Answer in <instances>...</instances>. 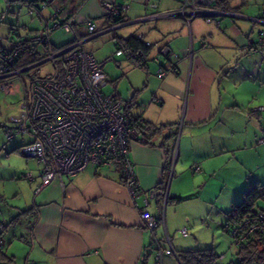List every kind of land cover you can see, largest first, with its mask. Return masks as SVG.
Here are the masks:
<instances>
[{
	"label": "crops",
	"instance_id": "crops-1",
	"mask_svg": "<svg viewBox=\"0 0 264 264\" xmlns=\"http://www.w3.org/2000/svg\"><path fill=\"white\" fill-rule=\"evenodd\" d=\"M103 1L83 0L72 17L74 33L70 39L54 44L48 35V46L42 44L38 49L36 45V51L40 55L50 54L51 48L84 35L85 19H91L98 27L96 36L112 30L103 29L107 16ZM107 1L127 5L122 14L123 25L138 23L141 28L133 34H141L152 43L146 61L136 65L139 70L128 68L131 78L143 79L136 84L128 77L134 93L125 100L130 116L141 118L148 126H161L160 133L151 137L150 142H143L139 134L130 144L139 193L132 196L119 172L107 166L89 167L71 176L63 174L47 184L42 183L39 174L32 206L35 220L31 227V250L24 263H14V255L3 250L0 239L2 251L11 257L0 258V264H149V259L155 264L154 237L161 248L170 246L174 252L186 248L180 234L174 231L181 233L185 228L187 235V228L180 226L190 221L183 219L196 214L201 221L204 216L208 220L216 215L214 230H221V236L231 245L223 227L226 212L234 205L235 197H241L245 186H264V144L257 142L264 130V111L253 110L264 106V44L254 49L257 31L264 30V0H226L215 6L221 12L210 16V21L198 16L189 22L174 15L150 18L155 13L177 10L182 0ZM10 7L8 12L15 17L11 19L18 20L20 11L15 15V8ZM53 9L61 12L54 5ZM12 32L17 34L14 42L35 34L20 35L16 29ZM164 46L168 48L167 56L159 51ZM154 56H159L166 66L175 58L177 71L158 78ZM15 75L10 77L11 92ZM115 91L114 95L120 97ZM20 109L21 106L14 114ZM11 120L15 124L18 121L13 117ZM177 122L180 129L175 127ZM13 126H1L6 137V130ZM178 129L180 136L175 138ZM26 138L21 136V144ZM174 160V177L166 195L180 196V201L190 193L203 196L200 207L204 211L196 202L197 212L191 209L180 222L177 211L167 205L165 217L152 232L143 224L140 209L161 214L162 200L157 194L153 198L151 192H159L156 186L166 184ZM232 162L242 165V173L235 175L230 170L232 175L225 176L223 171L231 169ZM35 179L33 175L28 180ZM207 184L212 189L210 194L206 192ZM229 185L227 201L221 188ZM256 208H264V199L257 201ZM195 221L196 227L202 226V222ZM0 227L6 231L8 225L0 222ZM233 260V256L227 259L220 255L221 264ZM162 264L180 263L172 253L162 255Z\"/></svg>",
	"mask_w": 264,
	"mask_h": 264
},
{
	"label": "built area",
	"instance_id": "built-area-1",
	"mask_svg": "<svg viewBox=\"0 0 264 264\" xmlns=\"http://www.w3.org/2000/svg\"><path fill=\"white\" fill-rule=\"evenodd\" d=\"M51 1L39 0L44 6L49 5ZM213 1L182 0L177 10L155 13L150 18L174 15L189 22L192 18L200 16L210 21V16L221 12L213 7ZM102 7L105 15L114 16L122 15L128 8L127 5H115L107 0L102 2ZM59 14L58 9L52 14L55 20L52 28L46 25L40 32L16 40L9 51L0 55V90L10 93L11 76L42 62L39 60L31 65L15 68L14 63L24 48L45 44L49 31L58 27L65 32L74 33L73 20L62 18ZM124 22L103 29H115ZM83 23L86 30L84 35L75 37L55 53L48 55V59L53 63L56 57L61 58L63 71L59 73L58 66L54 63L53 74L37 77L35 72L30 76V99H25L21 104L22 117L15 126L6 130V135L7 138L16 135L28 137V140L19 146V150L25 157L35 158L42 164L40 177L43 184L63 174L71 176L89 167L107 166L118 171L130 194L137 196L139 191L134 163L130 156V144L140 132L132 118L124 111L123 101L102 91L107 81L102 63H99L84 45L85 41L96 36L99 30L91 19H85ZM137 36L144 40L141 34ZM256 38L254 49L264 44V30L257 31ZM144 42L146 46L152 47L150 41ZM159 51L164 56L168 54L166 46L161 47ZM115 54H124L138 66L144 63L141 51L126 47L121 42H117ZM174 59L166 66L159 56L152 58L158 66V78L177 71ZM253 110L264 111V106H257ZM257 142L264 144V130L258 136ZM26 177L33 179L30 171ZM151 195L156 198L154 191ZM140 215L143 224L152 232L161 222L157 213H150L144 208L140 209ZM181 233L186 235V229L183 228ZM258 233L264 235V208H259L240 223L230 226L227 232L235 247ZM153 241L156 249L155 264H162L163 254L173 253L176 257L170 246L161 248L155 237Z\"/></svg>",
	"mask_w": 264,
	"mask_h": 264
},
{
	"label": "rangeland",
	"instance_id": "rangeland-1",
	"mask_svg": "<svg viewBox=\"0 0 264 264\" xmlns=\"http://www.w3.org/2000/svg\"><path fill=\"white\" fill-rule=\"evenodd\" d=\"M57 2L60 3V0H57ZM9 5L12 6V9L15 8V15H17L18 11H20L18 14V20L11 19L15 17H12L11 13L9 14L8 10L11 9V7L9 8ZM29 8L30 7L20 1L7 2L5 0H0V47L9 50L14 45V40L17 38V34L13 33L12 29H16L20 35H24L26 33H38L43 30L46 25L49 28H52L55 22L52 16L54 12L53 5L44 6L41 2L36 1V7H31L32 11H29ZM138 26V23L119 26L115 29L99 34L84 43L85 47L94 55L95 59L99 63H102V70L106 74L107 78V83L103 87L102 91L105 94L115 96L114 93L116 92L115 90H117L121 97L117 96V98L123 101V108L125 106V100L128 99L131 93H134L128 81V77L131 78V74L129 75L128 73V68L132 67L135 69L138 68V66L135 65L132 59H127L124 54L116 55L115 50L117 48L118 38L128 37L133 33H138L137 29L141 28ZM71 34L72 33L65 32L61 27H58L49 31V38L54 44H62L70 39ZM36 45L38 46V49L42 48V44ZM48 57L49 56L46 55L40 59L42 61H40V64L29 68L26 72L18 73L12 78L14 92L6 93L5 91L0 90V222H4L8 225L6 231L0 227V239L3 242V250L8 254L14 255V263H24L26 255L31 250V227L35 220L32 206L36 193L35 184L40 178L39 171L42 164L35 158H27L23 156L18 149L21 145V136L18 135L17 137L8 140L1 126L15 125V122H12L11 117L19 110L21 104L25 102V99L29 101L30 76L35 72L37 77H44L48 74L54 73V63L52 60L48 59ZM58 60V58H55L57 66L60 65ZM131 79L138 84L142 82L141 80L143 78L136 76V78L134 77ZM185 103L186 99L183 100V108ZM180 116L181 120V112ZM177 123L175 127L180 129L179 122ZM179 129L177 130L175 138L180 136ZM230 166L231 169L226 168L223 171L225 172V176L227 174L228 176L232 175L230 170L233 171L235 175L237 173H242V165L232 162ZM174 170L175 160L172 162L171 168L168 172L166 191L170 188L172 178L174 177ZM29 171H31L32 175L36 176L34 182H30L27 178H25V174ZM190 174L193 175L191 170ZM201 183L202 182L198 183V187L201 186ZM229 187L230 185L228 187L223 186V188H221L224 189L223 197L227 201L230 196L228 195ZM245 187L243 189H245ZM211 191L212 189L210 190L209 184H207L206 192L210 194ZM169 197L170 199H168L167 202L165 198L162 199V207L160 211L161 216L162 218L165 217V210L168 205V209L173 208L177 211L178 221L180 222H182L184 215H186V213L191 209L197 212V207L195 205L196 202H198L199 208H201L200 204L203 202L201 201L203 196L198 197L194 193L185 195V198L183 196L184 199L180 202L175 201L173 194ZM235 198L236 200H234V204H237L241 200V197L236 196ZM197 215L198 214H196V216L194 215L183 219L190 220L180 226L181 228H187L188 234L186 236L181 235L178 230L174 231V233L177 232L180 234V241L183 246H186V248L183 247L182 250L204 249L206 247L210 248L211 246H215L214 250L217 254L225 255L227 259H229L230 256H233V258L236 259V247L232 245V243L230 245V241L225 240L224 237H222L223 235L221 236V230H218V232L216 229L214 230V226L216 224L214 220L216 219V215L210 216L208 220L207 217L204 216L202 221L197 217ZM195 220L202 222V226L196 227ZM207 223H209V227H207ZM180 227L179 230L181 229ZM194 227L196 233L193 229ZM226 236L230 239L228 234H226ZM187 238H192L193 241H187ZM151 262H153L152 259H149V264H152Z\"/></svg>",
	"mask_w": 264,
	"mask_h": 264
},
{
	"label": "trees",
	"instance_id": "trees-1",
	"mask_svg": "<svg viewBox=\"0 0 264 264\" xmlns=\"http://www.w3.org/2000/svg\"><path fill=\"white\" fill-rule=\"evenodd\" d=\"M28 7H36V1L39 0H22ZM226 0H215L214 7L218 5H223ZM83 0H60V3L57 0H52L49 5H54L56 8L61 10L60 16L67 20H71L74 14L76 13L78 7L81 5ZM57 10V9H56ZM125 19L122 15L114 16V15H107L105 19L106 27L116 25L120 22H124ZM74 28V23H73ZM117 42L123 43L126 47H130L134 50L141 51V55L146 61V55L149 53L150 46H146L144 40L139 38L137 35L131 34L128 37H119ZM48 46L49 42L45 43ZM36 44L24 48L23 51L20 53L19 57L16 59L14 63L15 68H22L24 66L31 65L49 53H45L40 55L38 51L35 49ZM63 46V45H61ZM55 47L50 49V54L55 53L57 50L61 48ZM10 50V49H9ZM9 50H0V55L4 52ZM58 58V62L60 65L58 66L59 73L63 71V62L60 57ZM55 63V59H54ZM56 65V63H55ZM57 66V65H56ZM28 70H24L26 72ZM117 98V96H114ZM124 111L128 114V109L126 107V103L124 106ZM129 115V114H128ZM130 116V115H129ZM134 122L135 127L138 129L140 134H142L143 142H150L151 137L160 133V127H153L143 124L140 122L141 118L139 117H132L130 116ZM159 192H156L157 196L162 199L165 198L166 202L170 199L169 196L166 195V184H158L156 186ZM175 201H180L182 197L177 196L174 197ZM259 199H264V186H257V185H248L241 194V200L237 203L232 205V207L226 212V222L224 224V231L227 233L230 226L240 223L245 217L250 214L255 213L258 209L256 208L257 201ZM158 201V200H157ZM159 202V201H158ZM160 221H162L161 214L159 215ZM236 259H234L229 264H256L258 262H264V235L262 234H255L250 239L242 242L239 246L236 247ZM178 262L180 264H221L220 262V255L217 254L213 248H204V249H187V250H179L175 252ZM0 258H7L8 260L11 257H8L1 249L0 246Z\"/></svg>",
	"mask_w": 264,
	"mask_h": 264
},
{
	"label": "water",
	"instance_id": "water-1",
	"mask_svg": "<svg viewBox=\"0 0 264 264\" xmlns=\"http://www.w3.org/2000/svg\"><path fill=\"white\" fill-rule=\"evenodd\" d=\"M8 1H9V2H14V1H19V0H8ZM22 113H23V111L20 109V111L18 112V114L12 116L13 119H15V120H19V119H21V117H22Z\"/></svg>",
	"mask_w": 264,
	"mask_h": 264
},
{
	"label": "flooded vegetation",
	"instance_id": "flooded-vegetation-1",
	"mask_svg": "<svg viewBox=\"0 0 264 264\" xmlns=\"http://www.w3.org/2000/svg\"><path fill=\"white\" fill-rule=\"evenodd\" d=\"M18 114V113H17Z\"/></svg>",
	"mask_w": 264,
	"mask_h": 264
}]
</instances>
